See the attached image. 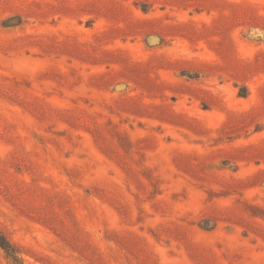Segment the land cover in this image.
Segmentation results:
<instances>
[{"label":"rangeland","instance_id":"1","mask_svg":"<svg viewBox=\"0 0 264 264\" xmlns=\"http://www.w3.org/2000/svg\"><path fill=\"white\" fill-rule=\"evenodd\" d=\"M0 234L23 264H264V0H0Z\"/></svg>","mask_w":264,"mask_h":264},{"label":"trees","instance_id":"2","mask_svg":"<svg viewBox=\"0 0 264 264\" xmlns=\"http://www.w3.org/2000/svg\"><path fill=\"white\" fill-rule=\"evenodd\" d=\"M0 246L6 251L7 255L11 257L14 264H23L17 248L4 236L0 234Z\"/></svg>","mask_w":264,"mask_h":264}]
</instances>
